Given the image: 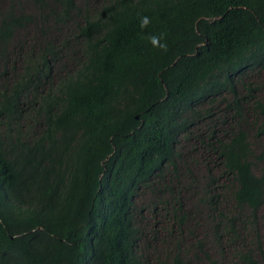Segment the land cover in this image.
<instances>
[{
	"label": "trees",
	"instance_id": "obj_1",
	"mask_svg": "<svg viewBox=\"0 0 264 264\" xmlns=\"http://www.w3.org/2000/svg\"><path fill=\"white\" fill-rule=\"evenodd\" d=\"M262 92L264 0H6L0 264H264Z\"/></svg>",
	"mask_w": 264,
	"mask_h": 264
},
{
	"label": "rangeland",
	"instance_id": "obj_2",
	"mask_svg": "<svg viewBox=\"0 0 264 264\" xmlns=\"http://www.w3.org/2000/svg\"><path fill=\"white\" fill-rule=\"evenodd\" d=\"M6 0H0V8L1 6H3L5 4ZM25 31H27V36L31 37V34L33 33V29H31V27L25 28ZM259 98L264 101V92L259 94ZM253 149L256 152H262L263 156H264V139L259 141L258 143L254 142L253 140H251ZM184 145L186 146V143L184 142ZM187 147V146H186ZM184 153H187V148H184ZM191 167H195L194 169V174L196 177L195 181H203V177H204V173H205V168L203 167L202 164L198 165L197 163H193L191 165H189ZM261 169H264V161L263 162H258L257 166H256V170L260 171ZM220 183V181H219ZM140 199H139V205H141L142 208L145 207V203H146V194L145 193H141ZM186 197L189 199L186 203L187 206L190 207L192 204V199H190V195H186ZM228 201V200H227ZM145 212H143V218L148 219V223L151 224L153 228V223H155V220H153V218H148V214H147V210H143ZM257 216H256V224H255V229L258 232V238H259V246L260 249H262L263 252V258H264V213L262 211V209H259L257 211ZM198 214V213H197ZM196 214V215H197ZM202 217V214H200L197 218V222L199 221V219ZM160 222L161 224H163V219L160 217ZM202 224V223H200ZM164 225V224H163ZM149 227V228H150ZM202 229V226H197L194 228V231L197 233V235L201 236L202 239H204V252L208 253V255L212 258V260L217 261L218 264H232V262L235 261V252L233 250V242L235 241V238H232L230 241H222V249H224V252L222 254L219 253V249H218V245L216 244V242L214 241V239L211 236H204L205 231L204 230H200ZM199 230V231H198ZM236 232L238 233V235H241V229L240 228H236ZM245 235H247L246 231L244 232ZM149 234H151V232H149ZM253 237V230H251L249 232V234L247 235V237L244 239V241L242 243H240L241 246H244L243 244L246 243L249 247H251L252 245H254L255 243H250V239H252ZM227 242V243H226ZM154 244H158L157 242ZM159 248L161 246H158ZM169 249H172V246L169 245ZM184 249L187 250V252H190V255H193L191 250H189V246H185ZM196 252V251H195ZM201 257L203 255H200ZM189 264H207V262H204L202 260H198V259H191Z\"/></svg>",
	"mask_w": 264,
	"mask_h": 264
},
{
	"label": "clouds",
	"instance_id": "obj_3",
	"mask_svg": "<svg viewBox=\"0 0 264 264\" xmlns=\"http://www.w3.org/2000/svg\"><path fill=\"white\" fill-rule=\"evenodd\" d=\"M149 22L150 21L148 17H142L141 18V28L146 27ZM148 39H149V42L152 43L154 47H159L161 50L167 51V44L160 43V40L162 39V37L151 36Z\"/></svg>",
	"mask_w": 264,
	"mask_h": 264
}]
</instances>
